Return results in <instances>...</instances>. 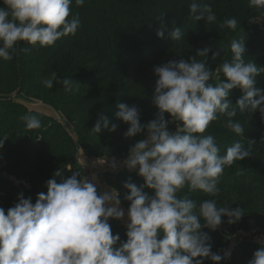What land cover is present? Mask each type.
<instances>
[{
	"label": "clouds",
	"instance_id": "1",
	"mask_svg": "<svg viewBox=\"0 0 264 264\" xmlns=\"http://www.w3.org/2000/svg\"><path fill=\"white\" fill-rule=\"evenodd\" d=\"M75 2L77 7L84 5V0ZM2 3L0 58L5 61L14 58L21 42L31 47H52L61 38L74 36L80 27L78 16L68 19L72 0ZM249 7L264 9V0H250ZM197 12L200 15H193ZM190 13L196 21L205 17L208 23L216 20L210 6L193 2ZM161 20L156 35L163 39L166 28ZM222 27L235 30L237 20L229 19ZM168 33L173 41L183 37L180 27ZM210 52L212 61L220 57V52L210 47L198 50L197 55L208 57ZM231 52L232 61L215 70L217 79L222 72L227 82L220 80L215 86L209 84L214 71L207 60L197 62L191 57L189 61L180 59L155 67L158 79L151 100L157 111L146 124H141L136 106L117 105L116 119L128 125L125 139L144 133L122 161L129 172H136L144 181L137 186L129 179L122 185L129 193L124 199L130 203L126 242L114 247L120 236L113 235L109 224L110 219L120 221L125 217L119 192L110 189L101 193L87 177L81 179L79 172L58 183L56 178L62 173L57 170L47 181V193H39L35 204L21 193L7 214L0 208V264H203L205 259L220 264L225 257L212 252L211 238L202 229L217 230L225 216L229 218L227 223H235L244 215L243 209L218 208L215 200H205L198 207L188 195L179 197L177 193L187 187L193 193L218 196L225 167L252 155L236 142L221 157L214 137L204 135L218 115L227 116L226 127L237 136L244 134L242 124L233 120L238 112L259 111L264 120V95L256 87V77L262 71L255 63H245L242 40L232 41ZM54 81L70 90L71 81H57L55 74L44 81V86L51 89ZM234 89H240L243 95L232 107L229 95ZM21 119L28 131L42 127L34 116ZM169 123L177 125L175 133L168 131ZM109 124L100 115L92 131L99 133L103 126L115 132L117 126L109 128ZM109 167L117 169L114 157ZM145 189L154 194L149 195ZM260 243L249 264H264V239Z\"/></svg>",
	"mask_w": 264,
	"mask_h": 264
},
{
	"label": "trees",
	"instance_id": "2",
	"mask_svg": "<svg viewBox=\"0 0 264 264\" xmlns=\"http://www.w3.org/2000/svg\"><path fill=\"white\" fill-rule=\"evenodd\" d=\"M193 2L201 7L210 6L216 20L208 23L205 17L196 21L190 13ZM249 3L250 0H84L83 7H77L72 0V14L68 19L76 16L80 19L74 36L61 38L46 48L21 42L12 60L0 58V142H3L0 174H6L0 177V208L7 214L21 193L35 204L39 193H47V181L57 170L62 173L56 178L58 183L77 172L83 178L82 167L75 160V141L63 126L50 116L29 111L10 99L12 92L62 109L74 121L79 145L87 156H125L132 145L144 138V133L125 139L128 125L116 119L117 105L136 106L141 124L154 119L157 109L151 98L158 79L153 71L157 66L195 57L197 62L207 60L210 69L215 71L222 63L232 61V41L242 40L246 48L245 63H255L262 71L256 77V87L264 95V9L250 8ZM0 7H3L2 0ZM255 14H261L263 28L248 23ZM161 18L166 28L163 39L156 35ZM229 19L237 20L235 30L222 27ZM176 27L181 28L183 37L173 41L168 32ZM206 47L219 51L220 57L212 61L211 52L208 57L197 55L198 50ZM24 48L29 50L24 52ZM53 74L57 81L70 80V90L55 81L53 88L45 87L44 81ZM220 80L227 82L222 72ZM220 80L212 77L209 84L215 86ZM242 95L240 89L232 90L229 95L232 107ZM25 115L39 119L42 127L28 131L21 119ZM100 115L110 121L109 128L113 124L117 126L115 132L103 126L99 133L92 131ZM233 120L244 127L243 135L237 136L226 127L225 115H218L204 135L214 137L221 157L236 142L252 155L232 167H225L218 196L193 193L187 187L177 195H188L198 207L205 200H215L218 208L243 209L241 220L250 215L264 226V120L259 111L238 112ZM170 131L175 133V128ZM9 176L24 180L29 186L17 184ZM103 178L120 193L121 203L128 207L130 203L124 197L129 193L123 183L131 179L137 186L144 184L135 172L127 170L104 172ZM145 191L154 194L152 190ZM226 219L222 217L223 223ZM109 224L113 235L120 236L114 246L119 248L127 240V229L117 220L110 219ZM207 230L202 229L210 236L212 252H215L225 238ZM260 246L244 240L220 264H249ZM206 263L213 264L210 259H205L203 264Z\"/></svg>",
	"mask_w": 264,
	"mask_h": 264
},
{
	"label": "rangeland",
	"instance_id": "3",
	"mask_svg": "<svg viewBox=\"0 0 264 264\" xmlns=\"http://www.w3.org/2000/svg\"><path fill=\"white\" fill-rule=\"evenodd\" d=\"M248 23L256 25L257 27L263 28L261 14H255L251 16L250 19L248 20ZM213 77L217 78L215 71H214ZM9 98L10 99L12 98V100L24 105L26 109H28L29 111L44 114L46 116H50L51 118L55 119L58 123H60L63 126V128L66 130V132L69 134V136L75 141V144H76L75 160H76V163L82 167L83 177H87L90 182H93L97 186L98 191L101 193L108 191L110 189H114L109 185L106 178H103V174H104L103 172L105 170V167L110 165L113 157L115 158L117 167L123 166L122 161L127 158L128 154L125 156H118V157L107 156V155L87 156L79 145V136L74 131L76 130L74 121L71 120L70 119L71 117L67 116L66 113H64L62 109L55 108V106L41 102L35 97H31V96L28 97V96H25L23 93H17L15 91L11 93ZM176 127H177L176 124L169 123L168 131L171 132L170 131L171 128H175V131H176ZM101 159H105L106 161L103 162L102 164ZM123 170L126 171L127 169L123 166ZM5 175H6L5 173L0 174V177L5 176ZM9 177L10 179H13V177L11 176ZM18 181H22L27 187L29 186L24 180L18 179ZM119 198H121L120 195H119ZM120 206L125 208V217L122 220V222L125 223L126 225L127 210L129 207L127 206V204H124L123 202L121 203ZM228 219L229 218L227 217L226 220L228 221ZM240 220L232 224H229L226 221V223L221 224L219 228L215 230L216 233H218L219 235H222L225 239L222 241L217 251L213 253L219 254L220 256L224 257L223 252L227 248V245L230 242L235 243V241H237L235 239L238 236L242 235L245 237H251V236L253 237L256 235V233L260 234L264 232V226L261 223L257 222V220H255L250 215L249 216L245 215L244 218L241 221ZM207 231H210V230L208 229Z\"/></svg>",
	"mask_w": 264,
	"mask_h": 264
},
{
	"label": "built area",
	"instance_id": "4",
	"mask_svg": "<svg viewBox=\"0 0 264 264\" xmlns=\"http://www.w3.org/2000/svg\"><path fill=\"white\" fill-rule=\"evenodd\" d=\"M106 160L105 159H101V162H102V164H103V162H105ZM121 170H123V166H119V167H117V169L115 170V171H113L109 166H107V167H105V170H104V172H119V171H121ZM103 172V173H104ZM12 181H15L17 184H19V183H21L22 181H18V180H16V179H14V177H13V179H11ZM23 183V182H22ZM24 184V183H23ZM262 239H264V232H262V233H260V234H257L256 233V235L255 236H251V237H245V236H238L235 240H237V241H235V243L234 242H230L228 245H227V248L224 250V252H223V255H224V257L225 258H227V257H230V255H231V253H232V249L237 245V244H239L240 242H242V241H249V242H251V243H254V244H260L261 245V243H260V241L262 240Z\"/></svg>",
	"mask_w": 264,
	"mask_h": 264
},
{
	"label": "crops",
	"instance_id": "5",
	"mask_svg": "<svg viewBox=\"0 0 264 264\" xmlns=\"http://www.w3.org/2000/svg\"><path fill=\"white\" fill-rule=\"evenodd\" d=\"M121 208L124 209V211H125V208H123L122 206H121ZM119 223H121L123 226H125V223H123L122 220H120Z\"/></svg>",
	"mask_w": 264,
	"mask_h": 264
}]
</instances>
